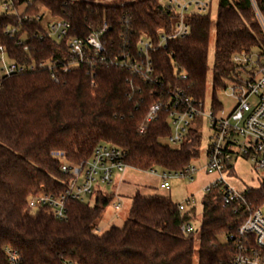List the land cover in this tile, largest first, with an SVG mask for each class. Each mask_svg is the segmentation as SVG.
<instances>
[{
  "label": "trees",
  "instance_id": "trees-1",
  "mask_svg": "<svg viewBox=\"0 0 264 264\" xmlns=\"http://www.w3.org/2000/svg\"><path fill=\"white\" fill-rule=\"evenodd\" d=\"M42 8L54 20L70 22L68 36L58 40L49 35L52 20L45 21ZM176 16L159 0H12L11 10L0 12V45L10 61L25 67L10 75L0 71V264H9L7 248L21 256V264H194L195 231L181 230L193 214L182 212L170 197L137 191L124 226L103 233L96 231L97 225L111 194L98 192L94 205L71 200L64 219L27 207L32 193L65 188L67 177L55 152L78 164L106 142L125 149L133 168L172 171L185 169L199 156L201 132L194 126L177 146L162 141L171 134L165 108L146 132L140 134L138 128L151 105L167 97L169 86L187 87L196 99L204 98L210 12L192 15L188 36L152 52L162 85L146 83L130 69L96 58L92 68L88 63L64 68L69 60L67 41L73 36L84 38L106 23L102 40L111 58L124 41L133 46L141 34L171 32ZM243 49L251 61L235 60ZM254 49L259 53L253 66ZM260 57L264 32L250 0H219L214 106L219 105L217 89L263 66ZM43 61L48 65L40 66ZM180 71L186 75L183 81L178 80ZM222 196L221 185L203 195L199 264H226L235 253L246 207L236 202L224 205ZM247 199L250 205L264 203V182L250 188Z\"/></svg>",
  "mask_w": 264,
  "mask_h": 264
},
{
  "label": "built area",
  "instance_id": "built-area-1",
  "mask_svg": "<svg viewBox=\"0 0 264 264\" xmlns=\"http://www.w3.org/2000/svg\"><path fill=\"white\" fill-rule=\"evenodd\" d=\"M166 10L176 13L173 30L158 36L139 35L133 46L123 42L118 54L109 58L108 49L103 44L102 37L107 30V24L99 30L91 31L84 38L73 36L68 39L69 60L65 70L88 63L92 68L96 65L94 58L100 63H114L122 68H128L137 77L146 83L162 85L155 75L152 52L167 47L170 40L185 37L190 34V17L194 14L208 13L212 0H159ZM4 11L11 10L12 0H0ZM255 15L264 32V0H250ZM71 24L67 20H54L49 24V35L62 40L68 36ZM13 33L15 29L8 28ZM27 49V46L25 47ZM239 62L251 61L245 49L235 56ZM48 63L43 61L40 66ZM30 68L33 65L29 66ZM50 68H53L50 65ZM25 70L7 58L5 49L0 45V71L10 75ZM52 77L56 80L55 72ZM186 75L180 71L178 80L183 81ZM223 87L227 94L236 100V104L228 114L216 115L222 109V104L213 105V111L207 115L213 129L212 143L208 150V162L203 167L207 174H217V177L205 186V192L221 185L223 204H243L246 207V218L239 226V238L235 244V253L226 264H264V203L250 205L247 195L250 188L236 190L225 182L224 172L230 169L235 158L245 157L251 161L253 167L264 175V65L250 69L246 77L241 80H228ZM164 94V93H163ZM162 94V95H163ZM161 95V96H162ZM165 108L168 111V120L171 134L168 139L172 144H181L193 126L194 120L204 113L203 99H196L189 94L188 88L181 85L169 86L167 97L160 98L153 103L138 132L144 133L149 123L156 118L158 112ZM55 156L62 159L61 171L67 177L65 188L62 191L38 190L27 199L30 210H46L58 219L68 215V204L71 200L85 201L87 197L104 191L100 184L112 183L116 176L122 175L131 165L127 162V151L111 143H100L87 160L72 164L65 159L63 152H55ZM162 181V188L171 187V179H194L197 167L189 164L185 169L172 171H158L148 169ZM122 200L119 198L115 207L120 209ZM182 212H187L184 203L178 204ZM183 232L195 231L191 223L182 225ZM9 264H21V256L13 249H6ZM65 264H79L67 261Z\"/></svg>",
  "mask_w": 264,
  "mask_h": 264
},
{
  "label": "rangeland",
  "instance_id": "rangeland-1",
  "mask_svg": "<svg viewBox=\"0 0 264 264\" xmlns=\"http://www.w3.org/2000/svg\"><path fill=\"white\" fill-rule=\"evenodd\" d=\"M219 0H212L210 7V17H211V27H210V40H209V51H208V72L206 79V88L204 94V113L202 116H198L194 120L193 126L196 127L201 132L200 141V154L198 157L191 161V164L195 165L198 171L194 174V179L191 181L189 179L173 178L171 179L172 191L160 188L161 179L158 175L150 173L148 170H140L133 167L127 169L123 174V178L126 180L125 183L119 184V176H116L115 180L109 184H100L102 190L108 192L113 196L111 202L105 207L101 218L98 221L97 232L103 233L113 226L123 227L125 221L129 215V211L132 203V196L136 193V190L145 196L151 195H161L169 196L171 193L172 200L174 202H185L186 210L191 211L194 209L195 216L190 222L195 229V255L194 264H199V229L201 226L202 218V200L205 193L204 183L206 181L207 173L203 170V167L208 162V150L212 143L213 129L210 125V120L207 117L213 111V62H214V48H215V25L217 20ZM23 8V7H22ZM20 8L19 10H22ZM4 11L2 4L0 3V12ZM42 12L45 14V21H54L50 17L49 13L45 8H42ZM253 62L252 65L257 63L258 49L253 50ZM259 62L264 64V57L259 58ZM243 77H246L243 74ZM230 86V83L227 82ZM216 97L222 104V109L216 112V115L222 116L223 114H228L234 105L236 100L229 96L225 88L220 87L216 91ZM164 143L170 144L172 146H177L172 144L168 138L162 140ZM232 169H228L224 172V179L227 184L236 190H246L248 188H258L264 182V175L257 171L250 160L245 157L235 158L232 162ZM158 171H162L161 168H156ZM209 175V174H208ZM182 180V181H181ZM189 192H194V195L190 199L186 200L187 194ZM97 193L91 197H87L85 202L90 205H94L96 201ZM122 200V206L120 209L115 207V203L118 199ZM264 211V206L262 207ZM222 241H225V237H221Z\"/></svg>",
  "mask_w": 264,
  "mask_h": 264
},
{
  "label": "crops",
  "instance_id": "crops-1",
  "mask_svg": "<svg viewBox=\"0 0 264 264\" xmlns=\"http://www.w3.org/2000/svg\"><path fill=\"white\" fill-rule=\"evenodd\" d=\"M126 171H127V170H126ZM126 171H125V172H126ZM125 172H124V173H125ZM124 173H123V174H124ZM123 174L119 176V179H118L119 184H120V183H125V182H126V180L123 178ZM216 177H217V174H209V175L207 174V176H206V181H205V183H204V186L207 185V184H209L210 182H212ZM181 181H182V180H181ZM161 184H162V181H161ZM161 184H160V188H162ZM162 189H166V188H162ZM137 190H139V189H137ZM137 190H136V192H137ZM166 190H169V192H171V191H172V184H171V187H170L169 189H166ZM103 191H104L105 194H108L107 191H105V190H103ZM193 195H194V192H189V193L187 194V197H186L187 202H188V200L190 199V197L193 196ZM133 196H134V195H133ZM133 196H132V197H133ZM151 196H153V195H151ZM132 197H131V198H132ZM167 197H170V198L172 199L171 193H170L169 196L167 195ZM176 203H178V204H182V203H185V202L181 201V202H176ZM194 209H195V208H194ZM194 209L192 210V212L187 210V212L193 214V218H194V216H195Z\"/></svg>",
  "mask_w": 264,
  "mask_h": 264
}]
</instances>
